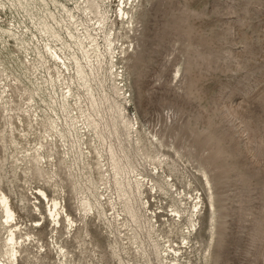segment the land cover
<instances>
[{
	"label": "rangeland",
	"instance_id": "1",
	"mask_svg": "<svg viewBox=\"0 0 264 264\" xmlns=\"http://www.w3.org/2000/svg\"><path fill=\"white\" fill-rule=\"evenodd\" d=\"M0 192L18 264H264V0H0Z\"/></svg>",
	"mask_w": 264,
	"mask_h": 264
},
{
	"label": "bare ground",
	"instance_id": "2",
	"mask_svg": "<svg viewBox=\"0 0 264 264\" xmlns=\"http://www.w3.org/2000/svg\"><path fill=\"white\" fill-rule=\"evenodd\" d=\"M124 4L125 2H123V5ZM125 9L126 8L120 10V14L122 15L123 19L126 15L129 16L128 13L125 11ZM56 57L59 58L58 55H56ZM39 192L45 197V199L48 201V204L50 205V209H49L50 215L48 217H50L52 221L55 222L56 226L58 227L61 226L62 217L60 216L61 214L59 212V210L61 209L60 203H58L57 200H54L51 202L43 191H39ZM0 207L3 209L5 213L4 217H6V223L8 224V227L10 228L9 230L10 235L8 237V242L6 244V247H8L7 257H8L10 264H18L19 249L22 247V242H20L17 237V231L19 230L20 225L16 220L15 212H13L11 208L9 198L1 192H0ZM66 218L68 219L69 224L73 226L74 224L73 219H70L69 216H67ZM173 251L175 254L178 253V251L176 250H173ZM63 257H65V255ZM0 264H3V263L0 262Z\"/></svg>",
	"mask_w": 264,
	"mask_h": 264
}]
</instances>
